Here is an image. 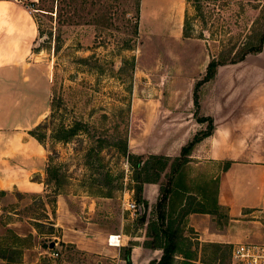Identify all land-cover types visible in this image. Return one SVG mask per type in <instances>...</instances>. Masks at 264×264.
I'll return each instance as SVG.
<instances>
[{
  "label": "rangeland",
  "instance_id": "374dc122",
  "mask_svg": "<svg viewBox=\"0 0 264 264\" xmlns=\"http://www.w3.org/2000/svg\"><path fill=\"white\" fill-rule=\"evenodd\" d=\"M4 1L29 11L18 0ZM139 1L137 38L132 36L136 0H101L107 19L99 30L91 25L59 30L45 21V35L41 38L36 34L28 60L44 63L49 70V108L41 123L45 129L40 132L45 135L43 147L50 173L47 176L45 169L48 194L44 199L15 191L0 196V211H3L0 222H28L33 228V222L40 223L38 230L42 233L34 228L39 239L32 235L18 236L23 239L19 245L22 257L23 252L35 246L46 253L38 264H117L114 254L83 252L57 239L61 229L55 227V203L50 204V200L58 179L59 194L103 201L98 207L100 229L115 234L123 228L127 233L140 234V213L145 212L146 218L152 221L156 217V203L151 211L149 207L145 211L141 204L137 206V214L127 210L128 202L137 203L126 154L147 157L158 151L163 144L162 135L175 132L178 123L184 122L190 111H196L192 103L193 89L202 79L209 60L218 59L228 51L240 52L243 45L257 43L263 32L264 0H209L190 3L191 6L185 1L181 12L174 1L161 5L150 0L154 3L148 4L143 19L142 0ZM195 4L200 5V11H195ZM154 13L157 15L152 19ZM184 15L191 25V39L182 38ZM129 46H133V51L124 50ZM245 65L242 72V66L229 68L225 74L229 86L222 87L211 103L207 98L210 86L204 84L199 89V105L213 107L217 123L225 126L228 138L234 139L232 148L251 145L264 151V73L256 80L253 77L256 75L249 74ZM232 79L236 82L231 83ZM36 89L30 115L46 99V89L40 84ZM197 113L199 116V110ZM77 121L84 124L77 135L67 143L60 142L65 136L60 127L68 129ZM219 163L190 159L184 166L183 188L196 201L211 205L220 175ZM160 182L166 185V177L162 176ZM108 191L112 193L111 198L99 196ZM178 203L175 199V204ZM211 216L214 228L221 231L226 222L225 212L218 211ZM181 234L189 240L181 243L178 251L190 253V261L232 263L230 246L204 245L198 256L194 232L185 227ZM173 264L189 263L178 260Z\"/></svg>",
  "mask_w": 264,
  "mask_h": 264
},
{
  "label": "crops",
  "instance_id": "0c3cea01",
  "mask_svg": "<svg viewBox=\"0 0 264 264\" xmlns=\"http://www.w3.org/2000/svg\"><path fill=\"white\" fill-rule=\"evenodd\" d=\"M153 1L161 5L163 2L174 1L180 12L186 3V0ZM11 3L0 0V191L6 194L15 191L23 195H39L44 199L48 194L44 184L46 151L29 132L41 124L47 115L50 96L49 70L44 63L29 62L28 56L31 54L37 34L36 25L29 11ZM149 3L154 2L142 0L141 19L144 18ZM156 15L154 13L152 19ZM254 60L256 63L253 62ZM244 64H247L245 68L249 74L256 75L253 77L258 80V76L264 73V47L261 53L246 56L238 64L218 68L215 78L206 83L210 86L207 97L209 103L211 99H216V94L222 91V87L229 86V80L225 76L229 68L242 66V72ZM235 82L236 80L232 79L231 83ZM39 84L47 91L46 99L33 115H30L33 97ZM212 108L205 106L204 103L200 105L199 117L212 118L214 130L194 148L190 159L233 162L227 171L220 173L218 182L217 204L220 211L225 212L228 220L223 229L217 231L209 214L192 213L186 217V228L196 236L194 240L199 246L198 256L201 252L200 247L204 245L206 247L226 245L232 249L233 246L241 243L264 244V151L256 150L251 145L232 148L234 139L228 138L225 126L217 123V116ZM193 113L190 111L184 118L185 121L178 123L175 132L162 135L163 144L158 151L151 152V155L179 156L181 148L198 131L206 127L205 124H199L194 119ZM130 142L131 137L129 146H131ZM158 193L157 184H145L143 187V197L148 202L150 211L156 203ZM102 202L88 196L58 194L55 198L53 220L55 227L61 229V236L57 239L74 245L83 252L98 255L114 254L113 258L117 264H125L121 252L127 247L131 249L132 264H150L159 261L162 251L144 246L149 239L146 237L149 219L146 218V224L138 229L140 234L127 233L123 228L111 234L100 229L101 226L98 225V207ZM46 208H48L47 204ZM1 212L3 211H0V218ZM93 220L97 224H94ZM7 230L13 231L17 236L32 235L34 239H39L28 222L15 220L0 222V235L2 236ZM110 235L119 236L118 247L108 245ZM184 237L189 240L186 235ZM45 255L41 248L35 246L33 250L23 252L22 261L24 264H38ZM183 256L178 251L175 261H185ZM0 264L5 263L0 259Z\"/></svg>",
  "mask_w": 264,
  "mask_h": 264
},
{
  "label": "trees",
  "instance_id": "16d2710c",
  "mask_svg": "<svg viewBox=\"0 0 264 264\" xmlns=\"http://www.w3.org/2000/svg\"><path fill=\"white\" fill-rule=\"evenodd\" d=\"M23 3L26 9L31 12L32 19L36 25L37 33L41 38L45 35L44 22H49L53 26H58L60 30L67 26H82L91 25L98 30L106 24V10L101 6V0H18ZM187 3L209 2V0H186ZM191 6V5H190ZM193 7V6H192ZM139 8L140 1L136 0L135 3V20L132 36L138 37L139 25ZM200 5L195 4L194 9L196 12L200 11ZM110 19V18H109ZM191 25L188 22L187 16L184 15L182 23V38L191 39ZM50 32V31H49ZM51 35V34H50ZM264 47V27L257 43L243 45L240 52L228 51L218 56V59L211 58L206 65L205 73L201 80L195 83L192 103L196 109L194 117L199 124H206L204 130L198 131L192 139L185 144L177 157L170 158L162 155H148L143 157L141 155L126 154L128 163L132 170L131 181L134 182V196L136 206L142 205L146 211L149 207L148 202L142 197V188L144 184H159V197L155 205L156 217L152 221H148L146 228V237L148 241L144 243L145 247L155 248L162 251V256L159 261H153L150 264H173L175 262V255L178 252L179 245L188 239L182 235L183 229L186 227V217L192 213L215 215L220 211L217 204L218 195V182L214 192V198L211 200V205H205L204 201H196V197L187 188H183L182 176L184 174V166L190 161V156L194 148L205 138L209 137L213 130V120L210 117H199L197 114L199 105V89L216 76L218 68L224 65L236 64L244 60L248 55H257L262 52ZM124 50L133 51V46L125 47ZM54 101H51L50 111L53 110ZM51 116V114H50ZM84 124L80 121L75 122L74 126L68 129L60 127L65 136L61 137L60 142H68L69 139L76 136L77 132L81 130ZM43 124H39L33 128L29 134L42 146H44V132ZM232 161H220V173L227 171L232 165ZM167 171L169 173L167 174ZM47 176L50 175L49 168H46ZM164 176L167 179L166 185H161V178ZM53 192V199L51 203H55V197L59 194L61 188L59 179L55 185ZM6 193L0 191V196L4 197ZM100 197L111 198L112 193H100ZM175 199L179 201L175 204ZM42 202V201H41ZM143 212V211H142ZM145 212L140 213L141 225L146 224ZM226 222L227 223V216ZM46 219V217H45ZM34 228L39 232L38 228L40 223L33 222ZM52 226V225H50ZM53 228V226L51 227ZM52 230V229H51ZM0 259L5 264H23L22 261V240L11 230H7L6 234L0 239ZM131 249H124L121 255L125 264H132L130 260ZM183 254V253H182ZM190 253H184L183 259L189 264L192 258Z\"/></svg>",
  "mask_w": 264,
  "mask_h": 264
},
{
  "label": "built area",
  "instance_id": "2783aa9c",
  "mask_svg": "<svg viewBox=\"0 0 264 264\" xmlns=\"http://www.w3.org/2000/svg\"><path fill=\"white\" fill-rule=\"evenodd\" d=\"M127 210L132 214H137V206L128 202ZM108 245L118 247L119 236H110ZM231 264H264V244H237L231 249Z\"/></svg>",
  "mask_w": 264,
  "mask_h": 264
},
{
  "label": "water",
  "instance_id": "95a60500",
  "mask_svg": "<svg viewBox=\"0 0 264 264\" xmlns=\"http://www.w3.org/2000/svg\"><path fill=\"white\" fill-rule=\"evenodd\" d=\"M51 247H53V244H51Z\"/></svg>",
  "mask_w": 264,
  "mask_h": 264
}]
</instances>
